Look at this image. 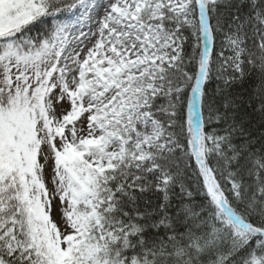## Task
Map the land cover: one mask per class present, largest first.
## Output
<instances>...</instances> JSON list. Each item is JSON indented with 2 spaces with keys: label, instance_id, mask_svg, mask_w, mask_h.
Listing matches in <instances>:
<instances>
[{
  "label": "snow or ice",
  "instance_id": "6c2138e0",
  "mask_svg": "<svg viewBox=\"0 0 264 264\" xmlns=\"http://www.w3.org/2000/svg\"><path fill=\"white\" fill-rule=\"evenodd\" d=\"M255 115L264 0H0V264H264Z\"/></svg>",
  "mask_w": 264,
  "mask_h": 264
},
{
  "label": "trees",
  "instance_id": "16d2710c",
  "mask_svg": "<svg viewBox=\"0 0 264 264\" xmlns=\"http://www.w3.org/2000/svg\"><path fill=\"white\" fill-rule=\"evenodd\" d=\"M245 87H247V86H245ZM235 90H236V91H242V89H240V88H237V89H235ZM252 120H253V125H254L253 130H254L255 132L259 133L260 131H264V129H261V128H260V120H261V118H260L259 115H255V116L252 118Z\"/></svg>",
  "mask_w": 264,
  "mask_h": 264
}]
</instances>
